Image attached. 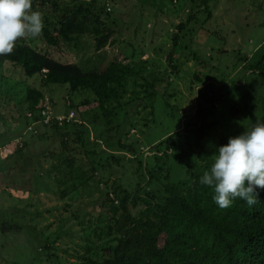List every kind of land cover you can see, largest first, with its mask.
I'll use <instances>...</instances> for the list:
<instances>
[{
	"label": "rangeland",
	"instance_id": "rangeland-1",
	"mask_svg": "<svg viewBox=\"0 0 264 264\" xmlns=\"http://www.w3.org/2000/svg\"><path fill=\"white\" fill-rule=\"evenodd\" d=\"M57 1V10H61L69 4L93 0ZM99 1L105 3L106 9ZM99 1L93 3V10L100 13V20L107 30H111L107 45L101 49H97L95 36L89 32L74 35L75 39L68 42L61 40L57 46L48 44L43 33L36 38L20 40L60 62L77 63L85 70L101 72L113 62L127 65L130 71L124 86L119 88L116 98L105 103L106 108H116L119 112L113 121L116 128L105 126L101 117L103 110L94 91H72L64 84L45 86L37 78L39 74L26 79L22 67L11 62L0 67V132L12 137L7 145L0 146V161L12 152V157L0 162L3 178L4 167L11 165L26 174V178L39 179L38 162H43L44 168L49 162H63L64 156L68 155L76 158V164L85 170V162H97L99 174L96 179L103 181L98 185L100 180L97 183L91 180L87 191L88 182L80 184L74 190L78 197L72 205L68 197L61 199L44 193L39 197L35 193L31 197L19 189H14V198L7 194L0 196V264H91L87 258L81 257L84 251L78 246L90 244L97 247L96 232L111 217V206L101 204V188L112 192L111 186L120 183L134 192L146 178V163L148 169L162 165L156 163L159 161L154 153L158 148H164L163 145L156 146L188 122L191 125L198 123L200 105L212 106L204 94L214 92L218 109L211 121L218 119L215 127L227 130L234 112L243 115L240 109L246 94L264 91V75L245 68L247 59L252 61V58L264 54V0H207V4L203 0ZM54 6L49 1L41 8L43 18L57 13ZM209 12L211 16L208 18ZM189 17L190 22L180 33L178 25L186 23ZM176 33L182 37L179 46L174 47L171 37ZM173 48L176 52L171 56V63L167 56ZM154 79L159 81L154 88L156 95L152 105H139V113L126 116L119 104L127 107L136 101L134 98H142L137 100L139 104L150 101L146 98L145 86ZM27 83L42 89L44 102L50 105L52 116L53 113L58 116L60 126L66 125L62 123L63 116L73 118L65 119L70 122L68 128L57 131L51 123H46L45 128L26 115L23 111L26 104H20V101L26 100ZM147 89L152 91L149 87ZM249 118L250 115L244 121L231 123L230 132L234 136L244 132L242 125H247ZM77 122L89 126L90 134H85L82 141L72 129L73 123ZM41 132L46 134L37 137ZM215 135L212 133L211 138L206 139L205 150L218 151L213 140ZM119 141L126 146L122 148ZM25 142L27 146L20 151ZM186 161V158H173L169 162L172 183L184 178ZM32 162H35L33 166ZM128 162L132 163L124 170ZM138 162H142L141 167ZM42 179L54 184L52 178L48 180L45 176ZM4 180L7 184H14L18 179L5 177ZM152 184L151 187L156 186L155 181ZM32 190L36 188L33 186ZM17 204L25 209V216L14 207ZM78 206L82 212L87 210L92 215H86L84 220L81 214L74 216L72 212ZM60 216L68 217L63 225L58 223ZM87 218H91L92 223ZM7 224H13V227ZM86 229H91L89 237L84 235ZM46 232L50 233L51 242L57 243L49 255L47 250H42V234ZM93 252L90 250L88 255Z\"/></svg>",
	"mask_w": 264,
	"mask_h": 264
},
{
	"label": "trees",
	"instance_id": "trees-1",
	"mask_svg": "<svg viewBox=\"0 0 264 264\" xmlns=\"http://www.w3.org/2000/svg\"><path fill=\"white\" fill-rule=\"evenodd\" d=\"M52 1L55 4V15L51 17L44 15L42 29L43 38L50 45L57 46L59 42L71 41L74 35L80 33H91L95 36L97 49L105 47L111 37V30L104 26L100 20V13L94 12L92 2L82 1L79 4H69L61 10L58 9L57 0H33L34 11L39 10ZM99 1V0H98ZM103 6V4L99 1ZM207 4V0H203ZM208 8V7H207ZM206 8V9H207ZM62 11V13H60ZM211 16L209 12L208 18ZM181 22L178 25L180 33L185 30L190 22ZM183 29V30H181ZM191 32V31H190ZM189 32V33H190ZM182 35L174 34L171 39L174 47L179 46ZM75 39V38H74ZM176 52L174 48L168 54V60L172 63V54ZM259 53V52H258ZM246 59V58H244ZM247 59L248 64L245 68L253 73L264 75V54L258 58ZM5 62H11L14 66H20L27 77H33L39 74L43 85L64 84L69 85L72 91L83 89L92 90L98 96L99 106L103 110L101 115L105 126L108 129L116 128L113 125L114 118L119 116L116 108H106L105 103L112 97H117L118 90L123 87V82L129 74L130 68L119 62L111 63L105 70H85L77 63H63L48 53H42L32 47L25 41L18 40L13 52L8 55L0 56V67ZM175 67V66H174ZM159 80L154 79L152 83L146 85V98L151 99L147 103L139 104L137 100L131 102L127 107L119 104L125 111L126 116H135L138 112V106L147 107L152 105L156 92L154 88ZM26 100L20 101L26 104L23 110L26 115L32 117L34 121L43 118V110L47 104L44 102L45 93L42 89L27 83ZM147 87L151 88L149 91ZM239 88V87H238ZM205 100L212 103L211 107L200 105L198 110L199 122L187 125L172 133L163 139L156 147L158 148L154 155L161 166H150L146 163V178L143 183H139L134 192H130V187L125 188L120 183L111 186L112 192L101 188V204L111 206V217L104 222L103 226L96 232L98 238L97 247L79 245L83 249L82 258L91 264H264V189H257L259 193L258 203L249 206L244 200L236 198L228 208H220L214 201V188L208 185H202L200 178L203 173L210 170L215 159V153L205 150L204 142L211 138L214 133V144L219 147L228 143L230 137L234 135L230 132L231 123L237 120H245L250 115V121L243 128L251 129L257 121L264 122V91L256 92L253 95L249 93L243 98V115L234 112L232 121L227 130L217 129L215 122L211 117L215 115L217 105L214 103V92L210 91L204 94ZM237 104H234L235 106ZM120 107V108H121ZM56 114L53 113L51 125L59 131L62 127L68 128L70 122L63 121L64 126H60L56 120ZM41 126L46 128L42 123ZM120 126V124H118ZM133 127V125H132ZM72 129L78 133V140H83L85 134H90L89 126L83 122L73 123ZM30 130H34L31 128ZM35 131L38 132V129ZM41 132L37 137L45 135ZM36 135V134H35ZM12 137L4 132H0V146L7 145ZM121 141V140H120ZM119 141V142H120ZM65 144V141H62ZM122 148L126 145L119 143ZM27 146L23 143L22 151ZM133 146V145H132ZM134 150V147H132ZM1 151V150H0ZM132 151V150H131ZM196 151L198 152L195 155ZM12 152H8L4 159L5 162L12 157ZM1 155V154H0ZM2 156V155H1ZM175 158H186L185 176L180 182H171V168L169 162ZM23 160V158H21ZM35 162H32V166ZM38 162L39 179L26 178V174L17 171L11 165L4 167V178H17L14 184H7L2 176L0 168V196H14V189L23 190L31 197L35 193L38 195L53 194L61 199L69 198L70 205L75 203L76 197L74 190L79 188L80 184H85L87 191L91 185V180L98 185L103 181L96 179L99 174V165L97 162H85L87 170L76 163V158L64 156L63 162H49L48 167ZM109 163V162H107ZM119 164L120 162H115ZM128 162L124 170L131 165ZM142 166V162H138ZM3 170V169H2ZM164 172V176L162 174ZM48 180L52 178L54 184ZM134 176V175H133ZM24 177V178H23ZM36 177V176H35ZM137 181L138 179L135 178ZM156 182L155 187H151ZM36 190H32L33 186ZM41 185V187H37ZM105 182V186H107ZM112 193V194H111ZM115 193V195H114ZM18 199V198H15ZM25 216V209L20 208L18 204L14 206ZM137 209L133 212V209ZM74 216H80L84 220L86 215L91 216L90 211L82 212L78 208L72 212ZM68 217L58 218V223L63 225ZM92 223L91 218H87ZM102 223V222H101ZM13 224H7L13 227ZM20 227V226H19ZM18 228V227H17ZM45 232V230H42ZM91 229L84 230L85 237H89ZM44 246L42 250H47L49 255L57 243L51 242L50 233L42 234ZM73 241V239H71ZM94 250L90 256L88 252ZM88 251V252H87ZM41 263V259L39 260Z\"/></svg>",
	"mask_w": 264,
	"mask_h": 264
},
{
	"label": "clouds",
	"instance_id": "clouds-1",
	"mask_svg": "<svg viewBox=\"0 0 264 264\" xmlns=\"http://www.w3.org/2000/svg\"><path fill=\"white\" fill-rule=\"evenodd\" d=\"M32 8L33 0H0V56L11 54L21 38L42 34L43 15ZM49 106L46 109L50 111ZM63 117V121L73 119ZM37 122L46 125L45 114ZM200 183L214 188L213 199L220 208L230 207L236 198L250 207L257 204V189H264V122L257 121L251 129L219 146L210 170L203 173Z\"/></svg>",
	"mask_w": 264,
	"mask_h": 264
},
{
	"label": "built area",
	"instance_id": "built-area-1",
	"mask_svg": "<svg viewBox=\"0 0 264 264\" xmlns=\"http://www.w3.org/2000/svg\"><path fill=\"white\" fill-rule=\"evenodd\" d=\"M43 114H45V122L50 123L52 119L51 112L48 109H46L45 111H43ZM61 119H64V117Z\"/></svg>",
	"mask_w": 264,
	"mask_h": 264
}]
</instances>
